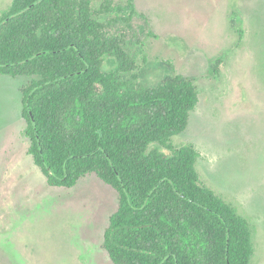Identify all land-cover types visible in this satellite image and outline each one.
Returning <instances> with one entry per match:
<instances>
[{
  "label": "trees",
  "instance_id": "trees-1",
  "mask_svg": "<svg viewBox=\"0 0 264 264\" xmlns=\"http://www.w3.org/2000/svg\"><path fill=\"white\" fill-rule=\"evenodd\" d=\"M153 35L135 0L97 12L91 0H13L0 74L31 78L29 153L51 186L94 174L116 190L103 242L114 264H250L249 223L201 184L195 149L171 143L198 103L194 81L139 80L135 47Z\"/></svg>",
  "mask_w": 264,
  "mask_h": 264
},
{
  "label": "rangeland",
  "instance_id": "rangeland-1",
  "mask_svg": "<svg viewBox=\"0 0 264 264\" xmlns=\"http://www.w3.org/2000/svg\"><path fill=\"white\" fill-rule=\"evenodd\" d=\"M12 2L0 0V18ZM135 2L154 33L135 47L139 80L194 81L198 103L171 143L195 149L201 184L247 220L250 264H264V0ZM91 3L97 12L125 0ZM30 80L0 74V264H114L103 242L118 193L94 174L48 184L29 153Z\"/></svg>",
  "mask_w": 264,
  "mask_h": 264
}]
</instances>
